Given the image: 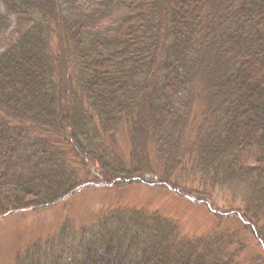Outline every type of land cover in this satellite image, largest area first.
Instances as JSON below:
<instances>
[{
  "label": "trees",
  "instance_id": "16d2710c",
  "mask_svg": "<svg viewBox=\"0 0 264 264\" xmlns=\"http://www.w3.org/2000/svg\"><path fill=\"white\" fill-rule=\"evenodd\" d=\"M0 6V219L143 185L215 222L188 237L154 210L117 206L13 264H264V0Z\"/></svg>",
  "mask_w": 264,
  "mask_h": 264
},
{
  "label": "rangeland",
  "instance_id": "374dc122",
  "mask_svg": "<svg viewBox=\"0 0 264 264\" xmlns=\"http://www.w3.org/2000/svg\"><path fill=\"white\" fill-rule=\"evenodd\" d=\"M79 1L85 3V0ZM117 148L120 157L128 161L130 143L127 130H123L117 137ZM220 195L225 200L236 197L234 193L221 192ZM117 206L154 210L177 221L183 234L188 237L206 234L215 226L205 206L166 190L143 185L119 188L94 186L84 189L60 205L0 219V264H13L18 252L37 240L50 238L67 223L80 229L90 225L101 211ZM244 238L249 244L252 242L250 237L244 235Z\"/></svg>",
  "mask_w": 264,
  "mask_h": 264
}]
</instances>
